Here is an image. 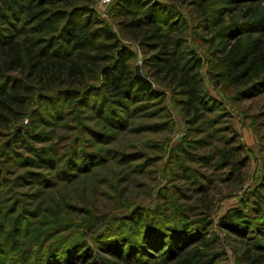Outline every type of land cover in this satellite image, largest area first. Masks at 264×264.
<instances>
[{
	"label": "rangeland",
	"instance_id": "obj_1",
	"mask_svg": "<svg viewBox=\"0 0 264 264\" xmlns=\"http://www.w3.org/2000/svg\"><path fill=\"white\" fill-rule=\"evenodd\" d=\"M191 1L90 7L152 97L123 79L118 103L98 78L0 122V264H178L195 248L202 264H264V70L240 80L225 59L264 44V0ZM105 44L96 68L116 56Z\"/></svg>",
	"mask_w": 264,
	"mask_h": 264
},
{
	"label": "trees",
	"instance_id": "obj_2",
	"mask_svg": "<svg viewBox=\"0 0 264 264\" xmlns=\"http://www.w3.org/2000/svg\"><path fill=\"white\" fill-rule=\"evenodd\" d=\"M205 1L192 0L190 3L200 8ZM93 2L94 0H0V122L14 115L23 116L25 104L37 97L54 91L64 95L74 94L80 88L85 89L87 81H97L98 78L102 79L100 86L114 95L118 103L122 102L123 96L122 83L118 85L117 81L123 79L140 95H154L149 82L125 71L123 56L127 52L123 47H118L113 33L103 26L100 19L92 18L93 10L90 7ZM149 3L150 0H114L113 4L116 13L129 14L131 9ZM147 10L151 12L150 7ZM150 16L153 14H146L144 17ZM139 24V19L132 20L128 27ZM149 26L150 32H146L143 38L154 41L153 45L162 50L166 49L161 47L165 43L162 42L164 36L158 34L159 30L153 24ZM106 41L111 42L109 49L114 50L116 56L112 55L111 65L96 68L93 64L108 56L91 55V52L93 49H105ZM260 43L259 40H252L242 53L230 52L226 56L229 70H239L238 79L241 80L251 72L259 73L264 70V44L261 43V47ZM159 59L166 62V70L177 69L175 61ZM15 71L21 77L9 76V73ZM185 78V75L179 77V85H187L188 79L186 81ZM5 85L8 86L3 90ZM19 132L20 130L13 136L15 142L20 138ZM26 161L27 164L35 165L31 160ZM259 243V249L264 250V238ZM147 245L149 246V242L145 241L142 250ZM169 247L174 249H171L174 257L178 256L176 247L173 244ZM149 250L146 248L145 254L150 255ZM200 254L195 248L193 253L178 264H202Z\"/></svg>",
	"mask_w": 264,
	"mask_h": 264
},
{
	"label": "built area",
	"instance_id": "obj_3",
	"mask_svg": "<svg viewBox=\"0 0 264 264\" xmlns=\"http://www.w3.org/2000/svg\"><path fill=\"white\" fill-rule=\"evenodd\" d=\"M99 4L101 5H106L108 4L111 0H96Z\"/></svg>",
	"mask_w": 264,
	"mask_h": 264
},
{
	"label": "water",
	"instance_id": "obj_4",
	"mask_svg": "<svg viewBox=\"0 0 264 264\" xmlns=\"http://www.w3.org/2000/svg\"><path fill=\"white\" fill-rule=\"evenodd\" d=\"M135 74H136V76L141 77L139 72H138V68L137 67L135 68Z\"/></svg>",
	"mask_w": 264,
	"mask_h": 264
}]
</instances>
